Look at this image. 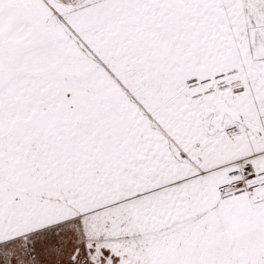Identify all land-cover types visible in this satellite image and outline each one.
I'll use <instances>...</instances> for the list:
<instances>
[{
	"label": "snow or ice",
	"instance_id": "6c2138e0",
	"mask_svg": "<svg viewBox=\"0 0 264 264\" xmlns=\"http://www.w3.org/2000/svg\"><path fill=\"white\" fill-rule=\"evenodd\" d=\"M0 264H264V0H0Z\"/></svg>",
	"mask_w": 264,
	"mask_h": 264
}]
</instances>
